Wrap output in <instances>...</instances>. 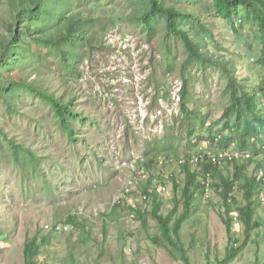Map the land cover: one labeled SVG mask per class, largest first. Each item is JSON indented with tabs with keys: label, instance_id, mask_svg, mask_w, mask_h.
<instances>
[{
	"label": "rangeland",
	"instance_id": "rangeland-1",
	"mask_svg": "<svg viewBox=\"0 0 264 264\" xmlns=\"http://www.w3.org/2000/svg\"><path fill=\"white\" fill-rule=\"evenodd\" d=\"M71 1V11L83 10L89 17L85 26L90 40L75 60L76 72L63 65L51 46L33 40L38 56L31 55L28 64L20 63L11 74L5 68L0 72L5 82L19 83L24 77L63 100L72 96L75 110L88 117L83 123L74 122L76 138L71 139L53 104L27 87L20 84L0 96V264H28L26 248L34 240L38 246L35 264H185L178 250L162 237L151 199L124 206L118 202L138 177L149 174L167 189L159 194L160 212L167 216L186 182L179 161L209 145L202 140L209 130L222 134L223 141L212 143L216 152L230 137H237L234 128L224 130V123L214 127L230 104L223 67L235 65L234 72L243 76L244 90L263 83L264 69L256 64L261 51L259 30L244 19L232 27L217 14L213 0H167L203 22L199 35L206 36L207 55L220 62L184 67L183 43L166 36L162 18L149 40L135 18L142 9L136 0ZM11 7L12 0H0V42L14 23ZM243 15L240 11V18ZM38 24H33V35L41 33ZM62 47L69 49L68 44ZM184 78L191 123L181 109ZM12 141L28 147L36 158L16 150ZM229 150L241 151L239 142ZM255 168L249 167L250 176ZM219 169L228 175L233 166ZM191 170L200 172L192 166ZM198 178L203 183L201 174ZM209 178L210 186L187 212L178 239L192 264H219L228 248L222 184L214 175ZM156 187L153 183L152 188ZM234 190L241 207V192L237 186ZM260 198L256 219L261 227L229 264H264V185ZM182 211L183 206L171 224ZM239 218L234 211L231 231L240 246L246 236Z\"/></svg>",
	"mask_w": 264,
	"mask_h": 264
},
{
	"label": "trees",
	"instance_id": "trees-1",
	"mask_svg": "<svg viewBox=\"0 0 264 264\" xmlns=\"http://www.w3.org/2000/svg\"><path fill=\"white\" fill-rule=\"evenodd\" d=\"M142 5V9L137 11L135 18L147 30L148 39H152L155 33L156 21L160 18L164 19L166 26V36L180 40L186 51L187 59L184 67L197 62L201 66L219 65L220 62L213 59L211 55H207L205 48V37L199 35L204 29V24L197 19L194 14L184 11L175 4L167 2V0H136ZM199 2L202 0H192ZM68 0H12V11L14 23L9 28V34L5 40L0 42V72L5 68V72L11 74L18 71L20 63L28 64L31 55L38 56L32 48V40L37 43H43L55 49L61 57L63 65L72 72H76V59L82 56L84 46L90 40V32L85 26V22L89 20L83 13L71 11V4ZM213 8L217 14L224 20L228 21L232 27L240 20L249 24H254L259 30V44L261 46L260 55L257 57L256 64L264 69V0H213ZM68 7V9H66ZM240 11H243L244 17L240 18ZM39 22L40 34L33 33L36 31L33 24ZM33 23V24H32ZM186 23L191 24L190 27ZM31 40V41H30ZM63 44H68L69 49L63 48ZM255 60V59H254ZM224 73L228 77L227 91L230 97V104L225 109L222 118L214 124V127L224 123L225 129H233L238 132L237 137H230L225 141V146L219 151L228 150V147L235 142H239L242 152L253 150L255 156L249 159L237 161L233 166L232 174H226L219 169L218 166L204 164L201 166L200 172H193L189 163L182 165L185 171L186 182L182 190L181 198H175V207L167 216L161 214V202L157 188H152L151 179L149 183L143 187V192L148 196V200H152L154 219L160 225L161 235L166 242L178 250V258L185 264H192L182 242L178 241L180 232L183 228V222L187 220V212L195 207V202L199 195L203 197L206 192V183L209 175H214L222 184L220 187V195L223 197L225 206V220L228 225L230 234L228 248L224 260L219 264H229L237 258L243 247L248 243L251 234L261 227L258 219H256V207L261 206L260 191L264 185V107H261V98L264 97V78L263 83L256 86H250L248 90H244L241 86L243 76L234 72L235 65L224 64ZM38 74L37 69H33ZM0 79V96L3 93H12L15 86L23 85L31 92L41 96L53 104L56 114L60 119L61 127L66 131L71 139H75L74 122L88 121L81 111H76L73 107L74 98L69 96L66 100L63 97L48 91L45 87H39L36 83H28L26 78L18 82H5ZM181 109L187 113L189 122L191 123L193 113L187 108L186 101L190 99L188 91V81L184 78L183 87L180 93ZM13 109L14 107L11 106ZM201 120V126L205 125L204 119ZM235 124V127H233ZM192 128V130H191ZM219 132V131H218ZM190 137L194 135L193 127L190 126ZM221 133L209 130L207 136L202 140L209 142L210 147L217 138L221 137ZM2 133L0 132V137ZM223 141L219 140V142ZM218 142V143H219ZM16 150L27 151L31 153V158L35 159L36 155L23 145L12 141ZM224 144V143H221ZM212 148V147H211ZM252 151V152H253ZM255 166L252 176L248 173L251 166ZM227 168V167H226ZM230 168V166L228 167ZM231 169V168H230ZM230 172V170H229ZM199 174H201L202 182H198ZM236 186L241 192L243 206H238L237 199L234 197V189ZM179 186L174 182V191H178ZM153 191L150 193V191ZM232 194V195H231ZM232 196V197H231ZM232 200L230 203L229 201ZM183 206L181 214L175 218L180 207ZM234 211L240 214V221L245 226V242L239 246V238L232 234ZM158 242V241H157ZM37 244L35 240L26 248V255L29 256L28 264H35L33 260L37 253Z\"/></svg>",
	"mask_w": 264,
	"mask_h": 264
},
{
	"label": "built area",
	"instance_id": "built-area-1",
	"mask_svg": "<svg viewBox=\"0 0 264 264\" xmlns=\"http://www.w3.org/2000/svg\"><path fill=\"white\" fill-rule=\"evenodd\" d=\"M239 22H242L241 20ZM221 137L216 139V142L218 143ZM210 145V144H209ZM207 145L205 147L200 148L195 154H193L190 158L180 160L179 165H185L189 163L190 166L193 168H198L199 171H201V166L204 164H211L214 166H227L228 164H234L237 161H241L243 159H249L251 158L250 152H242V151H213L211 147ZM165 160L159 161L160 164H163ZM210 177V175H209ZM208 177V178H209ZM152 177H149V174H144L138 177L135 182L132 184V186L125 191L123 194V199L121 198L118 202V205H135L140 204L144 201L148 200V196L145 192L139 191L141 186H144L145 184L149 183ZM210 178L208 179L206 186H210L209 182ZM145 183V184H144ZM153 183H157V190L158 193L161 194L162 192H166L167 189L163 185H159V181L154 180ZM152 183V184H153ZM208 189V187H207ZM153 191L151 190L150 193ZM138 194V195H137ZM232 195V194H231ZM232 197V196H231ZM229 202H232L230 200Z\"/></svg>",
	"mask_w": 264,
	"mask_h": 264
}]
</instances>
